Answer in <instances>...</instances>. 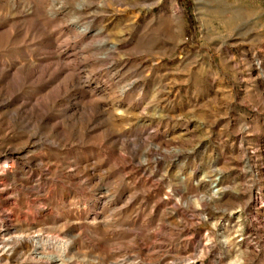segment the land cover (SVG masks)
I'll return each instance as SVG.
<instances>
[{
  "label": "rangeland",
  "instance_id": "1",
  "mask_svg": "<svg viewBox=\"0 0 264 264\" xmlns=\"http://www.w3.org/2000/svg\"><path fill=\"white\" fill-rule=\"evenodd\" d=\"M0 264H264V0H0Z\"/></svg>",
  "mask_w": 264,
  "mask_h": 264
},
{
  "label": "bare ground",
  "instance_id": "2",
  "mask_svg": "<svg viewBox=\"0 0 264 264\" xmlns=\"http://www.w3.org/2000/svg\"><path fill=\"white\" fill-rule=\"evenodd\" d=\"M39 258H43L42 255H39L40 253H36Z\"/></svg>",
  "mask_w": 264,
  "mask_h": 264
}]
</instances>
